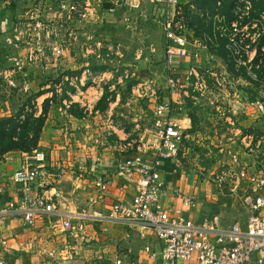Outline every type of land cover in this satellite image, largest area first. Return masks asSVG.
<instances>
[{"label": "crops", "instance_id": "obj_1", "mask_svg": "<svg viewBox=\"0 0 264 264\" xmlns=\"http://www.w3.org/2000/svg\"><path fill=\"white\" fill-rule=\"evenodd\" d=\"M113 7V10L119 8L118 5ZM165 44L182 81L186 79L184 74L188 68H207L210 54L205 46L192 44L181 49L173 41H166ZM2 72L5 73L0 70V76ZM28 81L30 83V78ZM85 88L83 93L78 94L77 91L66 98L84 108L79 116L67 111L53 117L49 113L46 115L39 141L45 161L39 168L40 176L31 192L32 196L45 194L62 213L80 220H74L72 225L82 223L83 233L64 232L58 220L45 213L39 214L32 228L26 227L18 217H1L0 257L7 264H149L143 248L148 244L153 250L159 248L149 229L139 224L127 225L111 211L114 202L129 201L134 194L133 178L124 180L117 177L115 165L136 153L137 141L149 140L154 128L155 110L153 113H114L118 98L108 104L105 111L94 110L103 88L96 82ZM172 90H167L163 99L175 102L174 106H182V93ZM4 102L0 100V113L4 111ZM238 111L214 113L205 119V124L197 120L195 113H190L195 118L193 125L188 113L183 110L168 113L186 136L177 158L162 161L156 171V178L162 183L165 195L163 207L171 214L178 209L185 219L199 221L217 215L224 226L231 223L221 218L227 198L230 200L233 197L230 192H235L231 187L234 183L231 174L239 167H247L251 172L262 163L259 160L261 141L258 137L262 113ZM145 114L147 119L142 120ZM109 120L112 127L108 124ZM138 120L142 121L137 123ZM190 147L205 149L208 163L201 164L198 155L189 152ZM214 150L218 153L216 157ZM188 152V160L192 163L185 159ZM24 160L25 153L18 151L0 154V207L19 201L20 191L9 181V177ZM219 165L222 166L219 171L224 172L226 177L221 187L216 185L213 175L217 174L213 170ZM202 172L209 173L210 178ZM101 178L107 179V184L99 194L94 183ZM173 190H178L179 194H173ZM183 197H192V205H184ZM259 213L264 216V208Z\"/></svg>", "mask_w": 264, "mask_h": 264}, {"label": "rangeland", "instance_id": "obj_2", "mask_svg": "<svg viewBox=\"0 0 264 264\" xmlns=\"http://www.w3.org/2000/svg\"><path fill=\"white\" fill-rule=\"evenodd\" d=\"M67 1L0 0V3H3L0 6V70L5 72L0 76V97L7 99L3 103L4 111L0 113V118L12 117L17 114L12 112L20 108L24 112L20 113L22 122L32 119L31 115L39 116L40 113H30L29 105L23 106V103L38 92L44 93L35 100L32 97V101L40 107L44 99H49L46 115L49 113L52 117L58 116L65 113L64 111L76 115L83 113L84 108L77 106L72 99H59L65 84L74 88V91L65 92L66 96L74 95L77 91L78 94L83 93L88 84H101L103 91L106 88L108 92L107 102L99 105V108L105 107L102 111L116 98L119 102L113 109L114 113H153L158 104H175L171 100L163 99L170 89L165 81L166 40L159 21L151 15V5L147 2L149 0L144 2L141 11L119 5V8L115 7L111 12H107L114 6L111 5V0H103L100 8L94 4V0H90L87 7L83 8L82 14L73 11L68 13L65 5ZM180 2L183 14L181 25L186 42L189 46L211 45L206 33L200 34L201 38L197 36L198 30L206 32L210 19L208 7L205 11H200L194 9L193 3V9H188L185 4L187 0ZM242 3L243 0H237L238 6ZM238 6L233 9L234 15L239 11ZM197 16L204 19L201 28ZM221 22L222 18L218 17L211 26L215 31L225 34L223 37H226L227 42L224 49L231 53L227 56L236 63L234 67L237 68L244 64L240 60L242 54L239 38L240 32L246 29L239 30L235 24L226 27ZM252 37L250 36L251 44L254 42ZM254 54V50L247 53V62L253 59ZM261 59L264 61V56ZM102 67V70L98 69ZM246 68L249 70L248 75L255 79L256 85L235 76L236 71H227L221 60L210 55L207 68L198 69L204 77V87L201 90L199 86H190L189 79L183 81L186 93L182 95L192 102L194 108H188L184 101L180 107L184 112L195 113L197 120L200 119L202 124L214 113H239L238 110H245L244 113H262L258 137L261 141L259 160L264 163V84L258 82L259 79L250 71L249 65ZM256 70L260 73L261 67L257 66ZM262 73L264 75V69ZM194 92L198 94L195 95ZM27 115H30V118ZM144 119H147L146 114L142 116V120ZM35 127V124H32L31 130ZM7 131H10V128ZM155 131L153 128L150 135ZM16 133H19L18 129ZM41 148L38 142L37 150L40 151ZM198 150L201 151L197 153ZM198 150L190 147L189 152H195L201 164L208 163L209 159L204 155L205 149ZM216 151L214 150V157L218 155ZM246 151L247 149L244 150ZM188 153L185 159L192 163L188 160ZM221 168L219 165L213 171L219 175L224 173L219 171ZM209 173L202 172V175L208 176ZM217 174H213L214 178ZM243 184L242 190L230 192L233 197L226 200L227 206L221 218L227 223L236 219L243 220L249 215L243 205V198L252 197V192L245 182L241 181L242 187Z\"/></svg>", "mask_w": 264, "mask_h": 264}, {"label": "built area", "instance_id": "obj_3", "mask_svg": "<svg viewBox=\"0 0 264 264\" xmlns=\"http://www.w3.org/2000/svg\"><path fill=\"white\" fill-rule=\"evenodd\" d=\"M89 1L68 0L65 5L68 13L73 11L82 14ZM149 1L151 15L159 21L165 40L173 41L181 49L186 48L189 44L185 40L181 25L183 14L180 0ZM144 2L111 0L110 3L141 11ZM103 3V0H94L98 8ZM185 4L189 9H193V0H187ZM2 5L3 3H0V6ZM112 8L108 11H112ZM234 24L237 25L233 22L230 26ZM239 46L241 48V41ZM244 48L248 49V46ZM165 66L166 83L170 89H177L185 94L186 87L175 71L173 57L168 53L165 57ZM184 76L191 80L190 86H199L200 90L204 87V77L198 69L190 67ZM181 110L180 106L173 107L168 102L158 104L154 111L153 125L156 129L154 134L147 141L144 139L137 141L136 153L115 165L117 177L124 180L133 178L134 194L129 201L114 202L111 205L112 213L127 225L139 224L152 232L159 248L153 250L150 244L143 248L150 260L149 264H264V216L259 213L264 208V163H260V168L251 172L247 167H239L231 174L234 177V183L231 184L233 191L242 190L244 186L242 187L241 181H244L252 192V197L243 198V205L249 211V215L243 220L236 219L224 226L217 215H210L193 221L183 218L178 209L173 210L171 214L163 207L165 195L162 183L156 178V171L162 161L177 158L186 137L179 125L168 116L171 111ZM108 124L112 127L110 120ZM44 161L45 155L38 150L25 153V160L9 177V181L18 187L21 196L19 201L9 202L0 207V218L18 217L26 227L32 228L39 214L45 213L56 218L64 232L83 233V224L77 222L76 225H72L77 219L62 213L56 203L45 194L32 196V187L40 176L39 168ZM225 178V174L220 173L214 181L221 187L225 184ZM106 184L107 179L101 178L94 183V187L100 194L105 190ZM172 193L177 195L179 191L173 190ZM182 202L186 206H191L193 199L183 197ZM0 264L7 262L0 257Z\"/></svg>", "mask_w": 264, "mask_h": 264}, {"label": "trees", "instance_id": "obj_4", "mask_svg": "<svg viewBox=\"0 0 264 264\" xmlns=\"http://www.w3.org/2000/svg\"><path fill=\"white\" fill-rule=\"evenodd\" d=\"M79 2V0H70ZM194 9L205 11L208 7L210 10V19L207 23L206 32L203 30H198L197 36L202 33H206L208 38L211 41V45H208L207 51L208 53L218 59L221 60L222 63L227 67V71H231L235 73V76L241 77L242 79L256 85L254 83L255 79H252L248 74L249 70L246 68L247 65L250 67V71L255 73L254 76L256 79L258 78L260 83L264 84V75L262 73L264 69V61H262L261 57L264 56V0H243V3L239 6L237 5V0H193ZM238 6V13L234 15L235 7ZM188 8V7H187ZM186 8L187 11H189ZM204 9V10H203ZM192 14V12H191ZM222 18V25H226L229 27L233 22H236L238 28L241 30L245 28L246 31L241 32V36L239 40L241 41V51L242 54L240 56V60L244 62V64L239 65L237 68L234 67V62H232L227 54H231L230 52L224 49L225 43L227 42L226 37H223L225 34L221 32L215 31L212 28L211 23H215L216 18ZM197 18H199L197 16ZM198 23L201 26L204 24L202 23L204 19L199 18L197 19ZM250 36L254 39V42L250 43ZM248 46V49L244 47ZM250 46V47H249ZM252 48V49H251ZM250 50H254V57L250 62H247L248 55L247 53ZM260 55V56H259ZM261 67V72L259 73L256 70V67ZM100 70L102 68H98ZM191 81V80H190ZM74 88L69 87L67 84L64 86V90L61 93L59 99L67 98L65 95L66 91H73ZM172 89H170L171 91ZM174 93L177 92L181 94V91H177V89L172 90ZM44 92H38L33 94L27 102L23 103L24 105L30 106V113H40L39 116L31 115L32 119H28L27 121H21L22 114L24 113L23 109L20 108L18 111L12 112L17 113L12 117L0 118V154H4L9 151H19L22 153H31L33 150H37L38 142H39V134L41 132V128L45 121V113H47L46 106H48L49 99H44L41 103L40 107H37L35 101H32V97L35 100ZM197 95V92H194ZM182 95V94H181ZM55 96V94H54ZM108 92L106 88H104L103 94L100 97L99 101L97 102L94 110L102 111L105 107L99 108V105L104 101L107 102ZM182 95L183 101L186 103L188 108L193 109L192 102L185 98ZM6 101L7 99H1ZM106 105V104H105ZM11 105H9L10 107ZM70 113V111H68ZM187 113V112H185ZM75 116H79V114H74ZM30 115H27L29 117ZM188 116L191 119L192 125L195 123V118L188 112ZM30 118V117H29ZM22 122V123H21ZM32 124H35V128L31 130ZM10 128V131H7ZM19 130V133H16V130ZM14 140V141H13ZM8 144V146H5Z\"/></svg>", "mask_w": 264, "mask_h": 264}]
</instances>
